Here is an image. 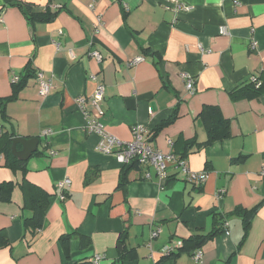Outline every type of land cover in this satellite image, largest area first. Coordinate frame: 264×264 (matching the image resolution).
I'll use <instances>...</instances> for the list:
<instances>
[{
	"label": "crops",
	"instance_id": "1",
	"mask_svg": "<svg viewBox=\"0 0 264 264\" xmlns=\"http://www.w3.org/2000/svg\"><path fill=\"white\" fill-rule=\"evenodd\" d=\"M14 2L53 16L31 25L19 7L0 0V132L7 135L0 148L17 137L39 139L26 174L0 158V183L13 182L10 200L0 199V231L9 241L0 264H196V251L200 264H264V92L231 97L255 78L264 85V0ZM38 72L52 81L46 96ZM183 74L195 80L193 94ZM26 76L11 99L15 79ZM100 84V122L109 134L129 143L142 125L147 146L183 158L207 180L194 185L173 166L166 180L151 166L124 173L129 165L99 152L102 138L86 132L78 99H92ZM205 106L230 122L229 139L205 145ZM24 176L50 195L45 227L35 235L25 227L33 210L24 205ZM66 180L71 184L61 190ZM238 208H256L246 239ZM223 221L228 234L188 243ZM168 245L174 251L167 257Z\"/></svg>",
	"mask_w": 264,
	"mask_h": 264
},
{
	"label": "trees",
	"instance_id": "2",
	"mask_svg": "<svg viewBox=\"0 0 264 264\" xmlns=\"http://www.w3.org/2000/svg\"><path fill=\"white\" fill-rule=\"evenodd\" d=\"M6 2L11 3L13 6L19 7L24 15L27 17L28 21L31 25L37 23V22H46L51 19L53 16L51 13L44 12V13H38L33 12L31 5L28 4H21L18 2H14L15 0H5ZM28 77L20 78L17 82H15L14 85V94L11 99L14 98V96L17 94V92L23 87L27 85ZM264 92V85L261 84V86L256 85L255 82L249 81L247 84H245L243 87L238 88L231 92V97L234 100L240 99V98H254L260 96ZM4 113V112H3ZM172 119L167 120L166 122L162 123L156 131H159L163 126L167 125ZM199 122L203 123L206 130L209 134V140L206 142L205 145H208L212 142L216 141H224L231 137V125L228 120H226L220 109L215 106H205L203 108L202 113L199 116ZM6 134H3L0 132V143L3 142L4 138L6 137ZM12 141L13 139H10L7 142V145L4 148H0V155H3L5 158V166L8 168L18 171L21 170L23 172L27 171L26 168V162L19 160L17 157H15L12 153ZM190 143L185 144V149L190 147ZM19 148V146H18ZM180 161H184L183 158L179 159ZM138 164L129 165L125 170L124 173H128L133 168L138 167ZM92 180V176L88 175L86 177V183L90 182ZM124 180V178H123ZM20 187L23 191L24 197H25V206L30 207L33 210V215L30 218H27L25 220V227L29 229L34 235L42 231L46 224V214L47 209L49 207V200L50 195L45 192L40 187L30 183L26 177L24 176ZM13 190V182L8 183H0V199L3 201H9L11 192ZM256 212V208L251 210H245V209H236L234 211V214L240 216L244 221V238L246 239L249 227L252 221V218ZM217 221V220H216ZM226 222H220L219 227L215 229V231H212L206 235H200L195 236L194 238H191L188 240V243L195 244L196 246L202 245L204 242L214 238L215 236L225 233V226ZM71 235L62 236L61 237V243L62 245L67 248V244L70 241ZM9 246V241L6 236L5 231H0V248H5ZM194 255V254H192ZM168 257V256H167ZM126 256H123L122 259H125ZM75 264H93L91 261L83 260L81 262L75 263Z\"/></svg>",
	"mask_w": 264,
	"mask_h": 264
},
{
	"label": "built area",
	"instance_id": "3",
	"mask_svg": "<svg viewBox=\"0 0 264 264\" xmlns=\"http://www.w3.org/2000/svg\"><path fill=\"white\" fill-rule=\"evenodd\" d=\"M180 9H187L186 5H181L179 3ZM102 23V19H99V24ZM62 34V32H60ZM221 34L226 35L228 34L227 31L222 30ZM251 47L255 49L257 47V43L255 41L252 42ZM90 56L98 61H102L103 57L99 51H92ZM137 61L143 59H136ZM137 61L135 63H137ZM38 87L40 89V94L42 96L48 95L52 88L53 84L51 80H48L43 72H38L36 74ZM183 79L186 83V89L189 93L195 92V80L183 74ZM19 79H15L17 82ZM256 83V85L261 86V82H259L256 78L252 80ZM105 86L100 84L98 85L94 96L92 99L88 100L87 98H80L78 99V105L83 111L86 117V127L85 130L87 133H96L100 135L102 138L101 142L98 145V151L104 154L115 155L120 163L123 165H144V166H151L154 167L158 177L161 180H166L169 177V167L173 166L176 170L182 171L187 175V181L194 184V185H201L204 183L207 178L208 174L206 172L203 173H196L189 170L186 161L178 160L172 154H164L161 151L154 150L151 147L147 146L146 142L144 141L145 133L147 132V128L142 125H136L133 128V141L132 142H123L118 138L114 137L113 135L109 134L105 126L100 122V118L103 115V110L100 105L104 97ZM51 131H46L44 133L45 136L49 135ZM52 155L56 154V152H51ZM0 158L2 156L0 155ZM260 175L264 177V166L261 169ZM149 178V176H148ZM71 182L66 180L59 184V188L64 190ZM61 199L64 200L66 197L64 195L61 196ZM225 233L228 234V225L225 224ZM160 231L156 230L153 231L151 237L155 239L159 236ZM174 247L168 245L162 249V253L164 256H169L173 253ZM203 253L202 251H196L193 255V259L195 260L196 264H200L202 261ZM97 264V262H96Z\"/></svg>",
	"mask_w": 264,
	"mask_h": 264
},
{
	"label": "water",
	"instance_id": "4",
	"mask_svg": "<svg viewBox=\"0 0 264 264\" xmlns=\"http://www.w3.org/2000/svg\"><path fill=\"white\" fill-rule=\"evenodd\" d=\"M18 146L22 149L19 150ZM39 139L14 138L12 141V153L21 161H28L38 151Z\"/></svg>",
	"mask_w": 264,
	"mask_h": 264
}]
</instances>
